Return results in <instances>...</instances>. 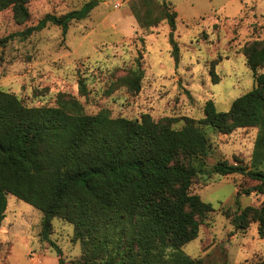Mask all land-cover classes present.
Masks as SVG:
<instances>
[{"label":"rangeland","instance_id":"rangeland-1","mask_svg":"<svg viewBox=\"0 0 264 264\" xmlns=\"http://www.w3.org/2000/svg\"><path fill=\"white\" fill-rule=\"evenodd\" d=\"M88 1L30 0L31 16L22 24L11 8L0 10V37L37 23L47 13L60 15ZM167 11L177 12L178 65ZM262 39L264 0H96L89 16L72 22L65 36L60 26L49 25L0 46V89L15 93L29 106L74 98L87 113L103 108L114 117L150 113L156 121L169 117L174 128H181L188 117L204 116L207 100L228 111L235 98L254 87L244 46ZM139 69L143 78L138 91L131 82ZM202 129L210 146L192 192L212 203L214 211L183 250L212 264L263 260L258 222L236 229L226 215L227 210L264 205V193L238 194L259 181L240 173L220 175L214 166L227 159L254 167L255 142L264 130L259 125L231 134L217 133L210 125ZM258 164L264 170V159ZM43 217L41 210L8 194L4 222L12 231H0V264H59L60 259L62 264H78L82 248L73 240L74 225L56 217L53 232L43 238Z\"/></svg>","mask_w":264,"mask_h":264},{"label":"trees","instance_id":"trees-1","mask_svg":"<svg viewBox=\"0 0 264 264\" xmlns=\"http://www.w3.org/2000/svg\"><path fill=\"white\" fill-rule=\"evenodd\" d=\"M29 2L0 0V10L11 8L22 24L31 16ZM95 5L96 0H90L80 9L47 13L37 23L0 37V46L49 25L60 26L65 36L70 24L89 16ZM166 17L178 65L177 12L167 11ZM244 53L254 87L235 98L228 111L207 100L204 116L188 117L181 128H174L169 117L156 121L150 113L136 118L114 117L106 108L87 113L74 98L29 106L15 93L0 89V226L12 194L44 213L43 238L53 232L56 217L74 225L73 240L82 248L78 264H212L183 250L214 211L212 203L192 192V184L210 146L203 125L220 134L257 125L264 130V39L247 43ZM142 78L139 69L131 82L138 91ZM79 83L85 92L84 79ZM263 159L264 131L255 142L254 167L225 159L214 171L259 181L240 189L239 195L264 193V170L258 168ZM226 215L236 229L258 222L264 237V205L227 210ZM243 264H264V259Z\"/></svg>","mask_w":264,"mask_h":264},{"label":"crops","instance_id":"crops-1","mask_svg":"<svg viewBox=\"0 0 264 264\" xmlns=\"http://www.w3.org/2000/svg\"><path fill=\"white\" fill-rule=\"evenodd\" d=\"M4 221H5V219H4ZM4 221H3L2 225L0 226V231H1V233H10L12 231L11 227L9 226L10 223H8V222L5 223Z\"/></svg>","mask_w":264,"mask_h":264}]
</instances>
